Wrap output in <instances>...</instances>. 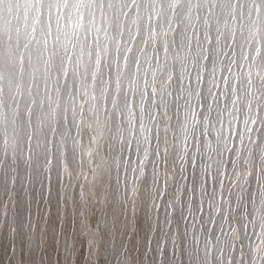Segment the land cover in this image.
Segmentation results:
<instances>
[{
    "label": "bare ground",
    "instance_id": "obj_1",
    "mask_svg": "<svg viewBox=\"0 0 264 264\" xmlns=\"http://www.w3.org/2000/svg\"><path fill=\"white\" fill-rule=\"evenodd\" d=\"M156 3L157 0H0V89L13 105L16 101L12 95L19 96L21 105L27 110L28 105L36 109L41 102L47 107L59 84L63 83L66 88H71L72 94L67 96L71 103L64 106L57 127L65 121L71 127L76 105H84V98L79 95L81 87H84L86 94L88 84L95 88L101 83L92 76L82 81L75 72L79 62L92 63L102 69L107 74L111 91L115 87V73L122 63L125 66L128 64L129 56L137 47L149 51L152 62L158 63L169 50V31L172 32V43L177 48L188 30L195 37L193 47L196 41L206 38L208 48L203 55V67L197 71L194 66V74L187 79L181 76L176 87L183 90L185 85L189 89L196 86L199 94L194 98L192 111L200 114L197 123L207 118V126L192 136L190 148L185 141L187 159H180L175 147L170 154H166L162 123L156 122L161 111L160 99L155 98L157 86H149L145 76L142 79L143 100H140L144 106L143 120H149L150 105L155 104V109L149 129L143 130L139 121L136 126L141 129L147 143L141 147L133 131V139L122 157L126 163L119 169L123 184L121 186L117 179L109 182L108 208L113 219L112 226L118 230L119 237H124L132 229L128 253L132 263L158 264L161 258L168 262L165 247L170 250L173 247L161 232L167 231L170 221L174 220L178 234L185 237L184 242L181 239L185 264H196L197 259L201 264H206L209 258L211 264H218L232 253L236 245L252 253L247 261L254 264V260L260 259L257 253L259 249L256 250L257 240L261 239L264 245V232L261 234L264 223L256 219L257 216L264 217V204L260 199V192L264 190V182L261 181L264 172L258 167L260 152H264V103H261L264 95L257 87V83L264 84V0H183L182 8H177L172 0H159L158 13L155 11ZM168 4L171 6L166 7ZM193 21L200 26L199 32L195 28L189 29ZM221 30L222 43L216 49V37ZM114 41L118 46H114ZM121 48L125 49L123 53ZM134 68L139 73V59L134 62ZM53 76L55 83L50 86ZM244 85L247 86L246 91ZM122 91L130 95L135 115L140 98L134 81ZM253 93L257 98H253ZM65 95V91L61 90L62 101ZM217 105L219 111H214L213 106ZM171 112V119L175 120L179 112L175 103ZM209 112L213 115L206 117ZM20 118L25 119L23 111ZM217 128L220 131H216ZM218 140H222V143H216ZM153 145L156 147L153 148ZM245 145L253 146L252 154L257 161H254L248 177L247 202L235 209V216L240 217L243 213V218H234V163L239 155L241 165H244L243 156L247 155ZM33 147L31 140L26 139L23 150L19 146L17 148L15 162L11 151L0 148V204L10 194L8 206L13 210L6 217H14L11 225L16 226L18 237H26L35 243L38 237L35 227L44 228V207H50L53 217L60 212V183H65L66 175L55 157L51 165L45 167L48 163L47 153H36ZM143 148L151 152L146 165L142 164ZM206 153L218 157L212 171L207 167ZM26 160L30 163H26ZM70 166L73 171L76 169V173H72L78 176L79 169L75 162L70 160ZM141 166L144 168L145 182L139 193L140 198L134 204L129 198V185L135 183ZM172 169H175L176 176L169 190L167 172ZM178 184H183V194L176 205L170 206L169 202L176 200ZM97 185L84 184L86 196L97 191ZM99 185L103 188L102 184ZM93 196L96 198L95 194ZM8 206L3 205L0 216L3 217ZM31 215L33 223L28 221ZM88 218L90 220L89 215ZM48 227L52 228L50 217ZM234 229L239 237L236 245L232 244L228 235ZM198 235L201 238L199 243ZM206 241L211 242L210 249L204 248L201 252Z\"/></svg>",
    "mask_w": 264,
    "mask_h": 264
},
{
    "label": "clouds",
    "instance_id": "obj_2",
    "mask_svg": "<svg viewBox=\"0 0 264 264\" xmlns=\"http://www.w3.org/2000/svg\"><path fill=\"white\" fill-rule=\"evenodd\" d=\"M172 3L177 8L184 6L183 0H172ZM170 6L171 4L166 5V7ZM194 7L195 3L193 2ZM155 11L157 13L160 11L159 0L155 4ZM191 28H195L197 32L200 30V26L194 21L189 24V29ZM167 36L169 50L161 57L158 63L152 62L149 51H144L139 47L133 50L128 58V64L125 66L122 63L119 71L115 73V87L111 91L109 90V81L106 79L107 74L102 69L95 67L92 63L86 64L83 61L79 62L78 66L75 67V72L82 81L85 77L92 76L94 80H100L101 83L95 88L92 84H88L86 94L84 87H81L79 95L84 98V105H76L77 111L73 114L71 127H69L67 121L61 123L59 128L57 127L60 113L64 110V106L71 103L67 99V96L72 94L71 88H66L63 83L59 84L51 103L47 107L41 102L36 109L28 105L27 110L21 105L19 96L12 95V99L16 101L15 105H13L12 100L0 89V148L11 151L13 162H15V154L18 146L20 150H23L25 140H31L34 146V152L47 153L48 163L45 167L50 166L53 157H55L62 165L63 174L71 176L73 169L70 166V160H72L79 169V175L88 179L89 184L93 187L97 184H102L104 193L107 195L111 180L117 179L121 186L123 184L119 169L126 163L122 157L126 154V146L133 139V131L135 130L136 141L141 147L147 143V140L143 138L141 129L136 126L139 121L143 125V130L146 131L149 129L155 109V104L150 105L149 120H143L144 106L140 100H143L142 79L146 76L149 86H157L155 98L160 99L161 111L160 117L156 122L158 124L162 123L161 131L164 133L165 152L166 154H170L175 147L180 159H187V152L184 147L185 141L188 142L187 147L190 148L192 136L199 133L201 128L207 126V118L197 123L200 114L199 112L193 113L192 111L194 98L199 94L196 86L193 85L189 89L185 85L183 90H181L176 87V84L181 76L187 79L189 75H193L194 66L197 71L203 67L202 59L208 48V43L205 38L196 41V46L193 47L195 37H193L192 31L188 30L181 46L177 48L176 44L172 43L171 31L168 32ZM222 38L223 30L216 37V49L220 47ZM237 39L240 38L238 37ZM113 43L114 46H118L115 41ZM120 50L122 53L125 51L124 48ZM218 55L219 53L217 51ZM137 59L140 61L139 73L134 68V62ZM241 79L243 81V77ZM133 81L140 98L136 104L135 115L131 108L130 95L126 91H122L126 85L132 84ZM52 83H55L54 76L50 81V86ZM257 87L261 91V94L264 95V84L257 83ZM244 89L245 91L247 90L246 85H244ZM61 90H64L66 94L63 101L60 96ZM173 93H175L174 97ZM253 98H257L256 93H253ZM173 103L179 108L175 120L171 119ZM261 103H264V100H261ZM213 110L219 111V106H213ZM22 111L25 116L23 120L20 118V112ZM29 113H32V115H29ZM212 115L213 113L209 112L206 114V117ZM213 119L217 118L213 116ZM216 131H220V129L217 128ZM174 137L175 144L173 143ZM216 143H222V140H218ZM154 147L156 146L153 145ZM212 148L215 151V144L212 145ZM245 148L247 155L243 156L244 165H241V157L239 155L234 163V167L236 168V175L233 178L235 194V205L233 206L234 218H243V213L240 214V217L235 216V209L241 208L247 202L248 177L252 172L254 161H257V157L252 154L253 146L245 145ZM150 155V150L143 148L142 164H147ZM206 155L208 156L207 167L209 171H212V165L217 162L218 157L212 153H206ZM25 162L30 163L29 160ZM220 163L222 164L223 160ZM181 167L183 168L184 166L181 165ZM258 167L261 172H264V152H260ZM175 176V169L167 172L169 190L171 189ZM155 177L156 174H154ZM261 181L264 182V176L261 177ZM144 182L145 172L141 166L135 183L129 185V198L134 204L140 198L139 193ZM201 188H203V184H201ZM152 191L155 192V188ZM182 194L183 184H178L176 200L170 201V206L176 205ZM260 199L261 203L264 204V190L260 192ZM218 208L219 203L217 202L216 209L218 210ZM256 219L264 223V217L257 216ZM170 223H174V220H171ZM84 235L88 237L89 247L94 249V254H91L89 258L95 261L103 237L98 229H93ZM229 235L235 239H239L235 229ZM200 239L198 235V243ZM219 239L222 240L223 238ZM210 246V241L204 242L201 247V252L204 251V248L210 249ZM111 256L115 257V264H132L131 256L127 253L126 248L123 250L112 249ZM259 256L260 259L254 260V264H261V261H264V245L261 246ZM109 264H112L111 258L109 259ZM160 264H163V261ZM173 264H177V262L173 261ZM196 264H201V261L197 259ZM206 264H211L210 258Z\"/></svg>",
    "mask_w": 264,
    "mask_h": 264
},
{
    "label": "rangeland",
    "instance_id": "obj_3",
    "mask_svg": "<svg viewBox=\"0 0 264 264\" xmlns=\"http://www.w3.org/2000/svg\"><path fill=\"white\" fill-rule=\"evenodd\" d=\"M73 172L76 173V169H74ZM65 180H66V181H64L65 183H63L62 181L60 183L61 192H62L61 194H59V201H60V208H59L60 210L59 211L60 212L58 213L57 216L53 217V215H50V213H51L50 209H49L50 207L49 208L44 207L43 214H42V216L44 215L42 217V219L44 220V226H43L44 228L42 229V228H36L35 227V229L38 233V237H37L35 243H33V241H31V240H28L26 237L23 238L21 236L20 237L17 236L16 226L11 225V222L13 221L14 217H12V219L7 218L9 213H11L13 210L8 206L9 205L8 202H10V200H9L10 194L7 195L8 197L5 196L3 203L1 202V204H0V209L2 210L3 205L5 207L8 206L9 208H7V210L3 213V217L0 216V264H92V263L93 264H109L110 258L112 260V264H115V257L111 256L112 249L123 250L126 248L127 253H130V248H129L130 247V237H129V235L132 234V232H131L132 229L131 230L129 229L128 232L125 233L124 237H119L118 230H116L112 226L113 225L112 224L113 219L111 217V211L109 209L110 208V205H109L110 200L107 198L108 195H105L104 189L98 184L97 185L98 189H97V191H95L98 194L94 192L93 194L91 193V195L86 196V193L84 192L83 187H84V184L89 182L88 179H86L82 175L76 176L75 174L72 173V176H66ZM59 192H60V190H59ZM68 193H70V195ZM94 194H95L96 198H94V196H93ZM96 194H97V196H96ZM94 199H96L95 202H94ZM80 200L81 201L83 200V202H81ZM6 201H7V203H6ZM96 202H97V204H96ZM103 202H104V204H102ZM100 205H101V207H100ZM91 210H92V212H90ZM97 213H99V214H97ZM70 215H71V217H70ZM88 215L90 217V220L88 218ZM32 216L33 215L28 217L29 223H33L32 220L30 219V217H32ZM49 217H50L52 228L51 227L46 228V226L49 222ZM97 217H99V218H97ZM71 218H72V220H71ZM79 218H81V219H79ZM42 219H41V221H42ZM82 219L85 221L83 222ZM81 222L83 223L84 226H82ZM108 222H109V224H108ZM169 225L170 226L172 225V226L171 227L168 226V228L166 229L167 231L164 230L161 233H163L164 236L168 237V239L171 241L172 247L174 249L172 248V250H173L172 251L166 246L165 250L168 252V254H167L168 262L165 263L164 258H161V260L158 259L159 262H158V260H157V262H158V264H160L161 261H163V264L164 263L165 264H173V261H176L177 264H181L182 263L181 260L184 259L183 264H185L186 263V261H185L186 257H184L185 256L184 252H181L183 250L182 240L184 242L185 237L178 234L177 229L174 227V223H171V224L169 223ZM98 226H99V228H98ZM94 228L98 229L100 231V233L103 237V240H104V241L102 240V242L100 244V249H99L98 254H96L95 261H93L92 259L89 258L91 254H94V249L93 248L91 249L88 246L89 245L88 244V237L86 235H84L86 232H90L91 229L93 230ZM72 230L75 232H73ZM52 231H54V232H52ZM24 232H26L25 228H24ZM56 232H58V233H56ZM263 232H264V227L262 228L261 234ZM64 233H65V235H64ZM150 236H151V232H149V234H148V237H150ZM230 237H231L232 244L236 245L237 244L236 241L238 239L236 240L233 236H230ZM27 241H29L30 243ZM119 242H122V243H119ZM261 243L263 245L262 240L258 239L257 243H256V250L259 249V250H257L258 254L261 250V248H259V247H261ZM103 244H104V246H103ZM257 245H259V246H257ZM88 247H89L90 251L88 250ZM236 248H237V250H236ZM236 248L233 249L234 252L232 250V253L229 254L230 256L227 255L226 258L224 259L226 264H229V263H231V264H249L247 259L249 258L250 254H252V253L248 252L247 249L244 250V248H242L243 250H241L240 249L241 247H239V245H236ZM137 249H138V246H137ZM236 252H238V253L236 254ZM179 255L181 258L179 257ZM86 256H88V257H86ZM182 257H184V258H182ZM86 258H87V260H86ZM97 260H98V262H97ZM224 261L222 263L225 264ZM132 264H138V262L132 263ZM218 264H221V262Z\"/></svg>",
    "mask_w": 264,
    "mask_h": 264
}]
</instances>
